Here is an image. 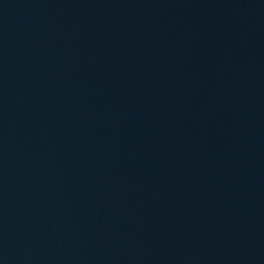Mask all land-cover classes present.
<instances>
[{
    "label": "water",
    "instance_id": "95a60500",
    "mask_svg": "<svg viewBox=\"0 0 264 264\" xmlns=\"http://www.w3.org/2000/svg\"><path fill=\"white\" fill-rule=\"evenodd\" d=\"M0 264H264V0H0Z\"/></svg>",
    "mask_w": 264,
    "mask_h": 264
}]
</instances>
